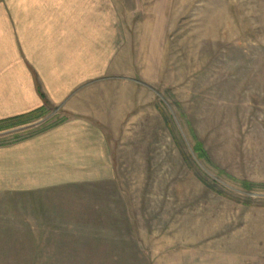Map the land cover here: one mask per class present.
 <instances>
[{"label":"rangeland","instance_id":"obj_1","mask_svg":"<svg viewBox=\"0 0 264 264\" xmlns=\"http://www.w3.org/2000/svg\"><path fill=\"white\" fill-rule=\"evenodd\" d=\"M90 1L108 163L1 191L0 264H264V0ZM37 115L0 121V145L73 113Z\"/></svg>","mask_w":264,"mask_h":264},{"label":"crops","instance_id":"obj_2","mask_svg":"<svg viewBox=\"0 0 264 264\" xmlns=\"http://www.w3.org/2000/svg\"><path fill=\"white\" fill-rule=\"evenodd\" d=\"M86 1L77 6L75 0L0 5V121L40 109L42 94L73 113L47 130L0 145V192L23 196L80 181L82 173L93 172L97 158H107L105 139L89 118L93 85L82 84L99 75L97 59L94 65L82 61L84 48L90 54L98 44L96 7Z\"/></svg>","mask_w":264,"mask_h":264},{"label":"trees","instance_id":"obj_3","mask_svg":"<svg viewBox=\"0 0 264 264\" xmlns=\"http://www.w3.org/2000/svg\"><path fill=\"white\" fill-rule=\"evenodd\" d=\"M42 96H43V98H44V105L40 108V109H38V110H36V111H34V112H32V113H30V114H27V115H24V116H18V117H15V118H10V119H7V120H3L2 122H7V121H12V120H16V119H18V120H21V119H24V118H26V117H30V116H32V115H34V114H39V115H41L42 113H44V112H46L47 111V109H49L50 107H52V103L45 97V95H43L42 94ZM39 115H37V116H39ZM1 123V122H0ZM21 123H26L25 121H22ZM58 123H60V122H57V123H55L54 125H51V126H46V127H42L40 130H38V131H36V132H33V133H31V134H29V135H27V137H29V136H32V135H34V134H36V133H38V132H40V131H44V130H47V129H49V128H51V127H53V126H55V125H57ZM16 137H19V138H17V140H20V139H22V138H25V137H23V136H16ZM16 141V140H15ZM13 142V141H12ZM11 143V142H10ZM5 144H7V143H5ZM196 151H198L199 152V156L200 157H204L205 156V154H204V151H203V148H196ZM128 260V259H127Z\"/></svg>","mask_w":264,"mask_h":264}]
</instances>
